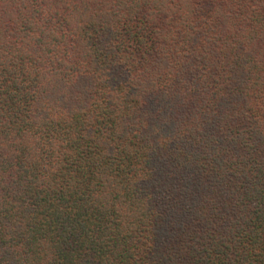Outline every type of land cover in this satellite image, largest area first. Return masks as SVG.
<instances>
[{
    "label": "trees",
    "instance_id": "1",
    "mask_svg": "<svg viewBox=\"0 0 264 264\" xmlns=\"http://www.w3.org/2000/svg\"><path fill=\"white\" fill-rule=\"evenodd\" d=\"M0 264H264V0H0Z\"/></svg>",
    "mask_w": 264,
    "mask_h": 264
}]
</instances>
